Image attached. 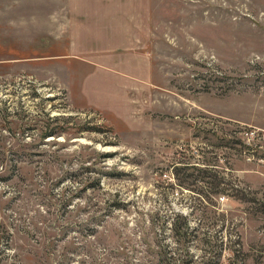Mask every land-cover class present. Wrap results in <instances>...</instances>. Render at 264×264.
Instances as JSON below:
<instances>
[{
	"label": "rangeland",
	"instance_id": "374dc122",
	"mask_svg": "<svg viewBox=\"0 0 264 264\" xmlns=\"http://www.w3.org/2000/svg\"><path fill=\"white\" fill-rule=\"evenodd\" d=\"M231 247L264 264V0H0V264Z\"/></svg>",
	"mask_w": 264,
	"mask_h": 264
},
{
	"label": "trees",
	"instance_id": "16d2710c",
	"mask_svg": "<svg viewBox=\"0 0 264 264\" xmlns=\"http://www.w3.org/2000/svg\"><path fill=\"white\" fill-rule=\"evenodd\" d=\"M208 171V170H207ZM207 188H210L214 191V193L216 194H225L227 196H233L235 199L238 200H246L244 198V188L240 187V185H237V183H229L227 181H218L215 182L213 186H211L210 184L207 186ZM174 225V229H175V233H180V235L182 234H186L190 229H192V225L190 223V220L185 221L184 224L181 225H177L176 222L174 221L172 223ZM224 224V223H223ZM223 226V225H222ZM182 227H186V231L183 232ZM195 229V227H193ZM182 232V233H181ZM209 242H211V240H203L204 244H208ZM220 248H221V254L223 255V252L226 248L225 244V239L222 237V240L220 241ZM231 251H232V257L229 258V264H245V262L242 261V259L239 258V253H240V248H232L231 247ZM220 254V255H221ZM219 264V262H218Z\"/></svg>",
	"mask_w": 264,
	"mask_h": 264
},
{
	"label": "crops",
	"instance_id": "0c3cea01",
	"mask_svg": "<svg viewBox=\"0 0 264 264\" xmlns=\"http://www.w3.org/2000/svg\"><path fill=\"white\" fill-rule=\"evenodd\" d=\"M105 4H110V3H109V2H105V3H104V6H105Z\"/></svg>",
	"mask_w": 264,
	"mask_h": 264
}]
</instances>
